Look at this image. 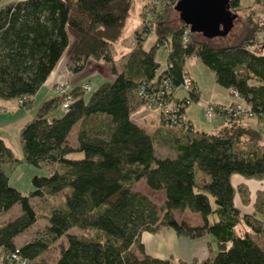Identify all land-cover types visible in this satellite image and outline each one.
Segmentation results:
<instances>
[{
  "label": "trees",
  "instance_id": "16d2710c",
  "mask_svg": "<svg viewBox=\"0 0 264 264\" xmlns=\"http://www.w3.org/2000/svg\"><path fill=\"white\" fill-rule=\"evenodd\" d=\"M132 1L13 0L0 6V100H14L18 108L30 110L33 96L63 57L69 75L80 74L89 61L111 65L110 78H85L71 89L67 83L66 92L42 100L35 115L20 126L24 162L47 170L44 176L29 178L31 189L26 194L9 185L6 167L16 159L0 138V216L15 205L20 213L0 225V253L17 250L26 264H46L40 255L53 246V264H187L144 251L143 233L169 227L179 237L206 236L215 245L206 258L189 264H264V191L256 194L253 212L242 214L230 181L233 174L264 178L259 130L244 124L245 117L229 118L221 111L234 102L231 93L232 100L225 105L208 102L225 121L218 133L195 131L184 116L188 105L200 98L185 69V61L195 56L213 72L220 87L237 92L252 117L264 122V53L253 50L261 28L249 15L236 42L213 45L196 39L198 35L183 23L177 29L169 25V6L179 0H152V6H165L152 25L155 42L144 49L152 30L143 21L119 70L112 46L123 33ZM240 1L231 0V8L236 10ZM259 2L253 4L256 14L261 11ZM162 46L168 51L167 65L159 71L156 51ZM185 75L191 80L190 90L184 88ZM90 81L95 82L93 89ZM66 99L71 102L62 110ZM160 101L176 102L175 113H182L183 119L168 127L154 110ZM140 105L156 112L162 129H167V134H159L161 144L157 135L150 137L132 119L134 107ZM56 110L62 114L56 115ZM76 124L77 146L72 148L67 138ZM163 144L175 156H159L155 147ZM76 152L82 157L71 158ZM139 181L152 193L162 192L164 201L157 206L136 190L133 185ZM237 191L243 203L249 202L245 187ZM56 196L61 201L46 214L42 231L17 245L14 238L38 219L29 200ZM186 210L202 217L201 226L175 217ZM240 223L251 231L239 233Z\"/></svg>",
  "mask_w": 264,
  "mask_h": 264
},
{
  "label": "rangeland",
  "instance_id": "374dc122",
  "mask_svg": "<svg viewBox=\"0 0 264 264\" xmlns=\"http://www.w3.org/2000/svg\"><path fill=\"white\" fill-rule=\"evenodd\" d=\"M8 1H13V0H0V6L3 5V3L8 2ZM137 0H133L132 7H131V13L129 14L130 19H127L125 27L122 30L123 33L121 37L118 39L119 42L124 44V47L126 48V52L130 49V47H133L132 43L135 44L134 38H135V31H132V29L139 24V19L141 23H143L147 26H149L152 30L151 33L148 34L147 38L145 39L144 43V49L149 50V48L154 44L155 36H154V30L153 26L155 22L158 20L155 18L156 13L159 10H162L165 8L163 4H160L158 6H152L151 1L152 0H144V5L139 8L140 10L138 11V8L136 6ZM159 1V0H158ZM154 2H156L154 0ZM255 0H241L240 1V6L238 8L233 9L234 12L232 13H237L238 14V19H236V23H233V28L230 32L229 35L226 36V38H216L215 40L209 41L208 43L210 44H226V43H234L237 41L239 36L242 34L244 26L243 22L247 18V16L253 14L254 21L256 22V25L259 27L258 29L261 28V32H259V39L257 40V44L253 46V50H255L257 53H264V47L263 45L260 44V42L264 43V37L262 34H264V25L260 27L259 24H264V0H260L259 3H261V11L256 14L255 11L253 12L252 9L254 7L253 4ZM253 5V6H252ZM174 5H171L170 8V26L174 29L180 28L181 24L180 19L178 18L177 12L174 10ZM142 13V14H141ZM251 13V14H250ZM138 14H139V19H138ZM259 16V17H258ZM168 21V20H167ZM139 25V29L142 27V25ZM137 29V30H139ZM189 30V29H188ZM196 39L200 41H207L205 39L197 37ZM130 40H133L131 43ZM261 40V41H260ZM116 52V43L112 46V54ZM156 62L159 63V71L163 70L166 68L167 62H166V57L168 54V51L164 46L160 47L156 51ZM130 54V53H129ZM128 54V55H129ZM114 55V54H113ZM121 54L117 53V57L120 56ZM127 56L125 57H118L116 61H114V64L116 65V68L121 70L123 67V63H125ZM67 59V58H66ZM65 57L61 59L60 64L57 66L56 70L53 73V76L51 80H49V88L50 90H53L54 92L60 91L62 88L65 89V85L69 83L71 78L69 77V74L66 72V67H65ZM114 60V57H113ZM101 62V63H100ZM185 69L186 71L190 74L192 79L197 83V87L199 88L200 91V98L196 102H191L188 107L186 108V115L190 117L192 120V123L194 124L195 128L201 130V131H208L213 129V132H218L220 128H222V123L219 124L221 121L220 115H214L215 117L210 118L205 116V108L203 105H200L201 103H207L209 102V98L211 99V103L215 102H222L226 103L229 101L230 95L224 91L222 87H220L215 81H214V74L211 70H209L206 66L203 65L201 61H199L198 58L190 57L186 61ZM84 70L78 74L76 77H80L81 75L84 76L83 80L85 78H88L92 80L93 77L98 76L100 77V74L103 76L109 75L110 76V67L111 65L109 63H104L103 61L99 62H92L89 61L85 65ZM57 81L58 83L60 82L62 84V88L59 89V87H55L53 83ZM72 81V80H71ZM89 87L93 89L95 87V82L90 81ZM69 88V87H68ZM67 88V89H68ZM67 89H65L67 91ZM39 91L34 95L32 99V108L28 111L23 110L22 108H18L16 106V103L14 100H7V101H2L0 100V105L4 106L3 111H0V138L4 141L5 145L11 150L13 158L16 159L15 163L13 165H9L6 167V173L8 176L9 180V185L14 187L17 191L21 192L22 194H26L30 191L31 186H30V177L33 175H38V176H44L47 174L46 169L42 168H36L28 165L27 163L24 162L22 156H21V147H19V128L22 125L23 122L26 120H29L31 117L35 115L34 111L36 106L41 104V99L46 93V88L40 87L38 89ZM87 95L88 92H85ZM84 94V95H85ZM176 94L179 96H182V92L180 90L176 91ZM246 119H249V117H245ZM244 118V119H245ZM218 124V125H217ZM245 124L251 125L250 121L245 122ZM256 128L260 132V136L262 134V143L264 144V127H259L255 125ZM78 128V124L73 127L68 135V144L71 145L72 148H76V130ZM157 154L159 156H163V153L161 154V149L156 145L155 147ZM166 153V152H165ZM71 158L77 159L81 158L82 155L79 152L72 153L70 154ZM134 188L140 192H142L144 195L150 196L153 201L159 206V204L162 201L163 195L161 193H152L145 183L143 181H139L135 183ZM60 196L56 197H50V198H41V199H34V200H29L31 205H35L36 211L38 212V219L32 228L26 231V233L29 235V238L34 237L36 233H39L42 231V228L44 225H46V214L48 211H50L52 208H55L58 206L60 203ZM17 209L19 210L18 205L15 206L14 210ZM13 210V211H14ZM11 212V211H10ZM10 214V213H8ZM198 216L196 213L188 211V212H177L176 216L177 217H183L187 221H195V216ZM12 215V213H11ZM247 230V229H246ZM70 232H75L74 229H70ZM238 231V230H237ZM20 238V237H19ZM18 241V239H15ZM55 247L52 246V249H49L47 252L42 253L40 256L46 264H53L56 256H55ZM190 263V262H189ZM187 262V264H189Z\"/></svg>",
  "mask_w": 264,
  "mask_h": 264
},
{
  "label": "crops",
  "instance_id": "0c3cea01",
  "mask_svg": "<svg viewBox=\"0 0 264 264\" xmlns=\"http://www.w3.org/2000/svg\"><path fill=\"white\" fill-rule=\"evenodd\" d=\"M136 2V6L138 8V11L140 10L139 8H141V6L144 3V0H137ZM230 4V3H229ZM231 8V6H230ZM231 12L233 11V8H231ZM235 14V13H234ZM237 14V13H236ZM178 15V14H177ZM238 15V14H237ZM130 19V16L127 18ZM126 19V20H127ZM138 19H139V14H138ZM238 19V17H237ZM128 21V20H127ZM141 21L139 19V24H137V26H135L132 31H135L138 29L139 25H140ZM180 23H182L180 21ZM236 23V21L234 22V24ZM231 32V31H230ZM230 32L227 34L229 35ZM135 34V33H134ZM199 38L205 39L207 41H212L215 40L216 38H226V37H215L214 39H210V38H206L205 36L203 37L202 34L200 33H196ZM226 35V36H227ZM134 40V39H133ZM133 40H130V42L132 43ZM116 43V52L113 53V57H114V61L118 60V57H125L127 56L131 50L134 47V43H132L133 47H130V49L126 52V48L124 47V44L119 42L118 40L115 42ZM114 45V44H113ZM117 53L121 54L120 56L117 57ZM101 63V62H100ZM56 70V68H54L52 70V72L50 73L49 77L47 78V80L40 86V87H45L46 88V93L44 94V96L41 99L44 100L45 98H49L55 95L53 90H50L49 88V80H51L54 71ZM77 74H73V75H69V77L71 78V80L69 81V88L71 89L73 86L79 85L82 81V79L84 78V76L82 77V75L80 77H76ZM100 77L103 78H110L111 76L106 75L103 76L100 74ZM194 83H196L194 81V79H192ZM197 85V83H196ZM199 90V88H198ZM226 91V93H228V95H230L229 90H224ZM200 94V91H199ZM201 96V94H200ZM34 97V96H33ZM232 100V97L230 95L229 101L226 103H222V102H215L216 105L221 104V105H225L227 103H229ZM209 102L211 101V99L209 98L208 100ZM17 106V103H16ZM39 106V105H38ZM36 106V108L38 107ZM1 107L4 109V106L1 105ZM35 108V109H36ZM135 110L132 114V119L136 122V124L141 128H143L150 137L155 136L157 138L156 140H159L160 144H161V138L159 136V134H167V129H162L161 125H160V121L159 118L156 114V112L154 111H148L147 109L143 108V106H137L134 107ZM3 111V110H2ZM56 115H61L62 113L59 110L55 111ZM191 123L192 128H194L195 131H201L198 128L196 129L194 124L192 123V120L190 119V117H188L186 115V110H185V115H184ZM220 119L223 122H220L219 124L222 123V128L219 129V131L221 129H223L225 127V121L223 119V116L220 115ZM250 121L251 125H257L259 127H264V122H258L256 120V118L252 117L249 119H242V122L245 124V122ZM218 125V124H217ZM75 127V126H74ZM218 131V132H219ZM206 132V131H204ZM208 132H213V129L208 130ZM218 132H213V133H218ZM157 135V136H156ZM262 134H261V139H262ZM164 138V136H163ZM3 139V138H2ZM163 141V140H162ZM264 141V140H263ZM261 144L264 146V144L262 143V141H260ZM161 149V154L163 153L162 157H165L166 155H170V156H175V152L173 151V149H170L169 147H167L165 144L160 146ZM166 152V153H165ZM231 183L232 186L236 189V195L234 198V203L235 206L240 210V212L242 214L245 213H252L253 212V205H254V200L256 197V194L259 191H264V178L261 179H257V178H245L242 177L238 174H233L231 177ZM239 187H245L247 192L249 193V202L243 203L242 202V197H241V193L237 191V189ZM156 193H161L163 195L162 192L157 191ZM155 193V194H156ZM165 196L163 195L162 201L161 203L164 201ZM160 203V204H161ZM16 206V205H15ZM15 206H13L11 208V210H8L4 213H2V215L0 216V225L10 219H12L14 216L19 215V210L15 209ZM14 210V211H13ZM11 211V212H10ZM189 210H186L184 212H188ZM10 213V214H8ZM12 213V215H11ZM183 213V212H182ZM198 215V214H197ZM195 216V221H187L185 218L183 217H177L176 213H175V217L179 220V219H183L186 222H188L189 224L195 225V226H201L202 224V217H200L199 215ZM262 223L264 224V217L262 218ZM247 229V230H246ZM238 231L239 233H244L246 231H251V228L248 227L247 225H244L242 223H240V226H238ZM20 237V238H19ZM18 239V241H16L15 239ZM29 239V235L25 232L22 235L16 236L14 238V241L17 245L24 243L26 240ZM141 241L143 243L144 246V251L148 254H150L153 257L156 258H162V259H171V261L178 263V262H191L192 259H197L199 261L203 260L204 258H206L211 252H213L214 250H216L215 245L211 244L210 242V238L203 236L202 238H187L184 236H177L176 233L174 232V230L172 228H167V227H160L159 230H157L156 233H150V232H146L143 233L141 235Z\"/></svg>",
  "mask_w": 264,
  "mask_h": 264
},
{
  "label": "water",
  "instance_id": "95a60500",
  "mask_svg": "<svg viewBox=\"0 0 264 264\" xmlns=\"http://www.w3.org/2000/svg\"><path fill=\"white\" fill-rule=\"evenodd\" d=\"M231 0H179L173 6L190 32L206 38L226 37L238 15L231 12Z\"/></svg>",
  "mask_w": 264,
  "mask_h": 264
},
{
  "label": "built area",
  "instance_id": "2783aa9c",
  "mask_svg": "<svg viewBox=\"0 0 264 264\" xmlns=\"http://www.w3.org/2000/svg\"><path fill=\"white\" fill-rule=\"evenodd\" d=\"M188 31L190 32V30ZM188 31H185V34H184L185 39H186ZM183 84L186 90H190L192 83H191L190 78L187 75H185L184 77ZM53 85H55V87H59V89L62 88V84L60 82L58 83L57 81H55ZM59 92H61L62 94L63 92H66V90L62 88ZM230 93L234 97L233 98L234 102H232L229 106L222 107L221 111L229 115V118L230 117H235V118L252 117L250 107L249 108L247 107V104L244 103L243 99L239 97L237 92L230 90ZM70 102L71 101L68 99L64 100L61 104V109L66 110ZM189 103H190L189 100H186V105ZM176 104H177L176 102H170L169 104H166L162 101L154 104V110L159 111V113L161 114V118L166 119L168 127H172V125H175V123L183 119L182 113L180 114L175 113L177 110ZM200 105L204 106L206 117H210V118L215 117L214 116L215 109L213 106L209 105L208 102L201 103ZM180 106L181 108L184 107L181 104ZM188 125L190 124L188 123ZM185 128H187V123L185 124ZM0 264H26V260L18 254L17 250H14V252H4L3 251V253H0Z\"/></svg>",
  "mask_w": 264,
  "mask_h": 264
}]
</instances>
